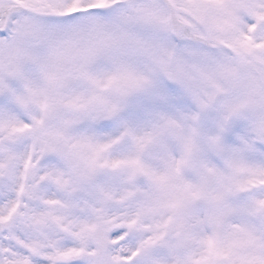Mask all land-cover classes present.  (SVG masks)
Returning <instances> with one entry per match:
<instances>
[{
    "label": "snow or ice",
    "instance_id": "snow-or-ice-1",
    "mask_svg": "<svg viewBox=\"0 0 264 264\" xmlns=\"http://www.w3.org/2000/svg\"><path fill=\"white\" fill-rule=\"evenodd\" d=\"M0 264H264V0H0Z\"/></svg>",
    "mask_w": 264,
    "mask_h": 264
}]
</instances>
